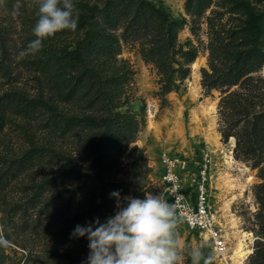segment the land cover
<instances>
[{
	"label": "trees",
	"instance_id": "trees-1",
	"mask_svg": "<svg viewBox=\"0 0 264 264\" xmlns=\"http://www.w3.org/2000/svg\"><path fill=\"white\" fill-rule=\"evenodd\" d=\"M74 3L77 29L44 39L42 48L69 34L77 36L72 46L24 58L36 80L32 87L17 83L20 73L8 57L5 38L9 22L20 21L17 44L25 49L35 39L37 7L34 0H5L0 6V132L16 122L28 140L27 145L0 148V241L21 243L19 236L30 225L49 218L65 232L77 224L95 227L94 221L103 223L117 211L110 196L116 190L121 197L143 199L151 168L143 148L134 143L141 127L129 105L134 70L119 54L125 45L137 47L159 74L162 98L182 87L197 55L195 47L184 48L178 41L180 21L162 3ZM258 27L254 23L248 29ZM242 32L213 29L200 82L207 91H220L216 107L222 140L234 137V156L257 169L254 222L260 238L250 259L264 264V74L258 72L264 48L256 35ZM77 242L75 255L50 249L48 264H82L88 240Z\"/></svg>",
	"mask_w": 264,
	"mask_h": 264
},
{
	"label": "rangeland",
	"instance_id": "rangeland-1",
	"mask_svg": "<svg viewBox=\"0 0 264 264\" xmlns=\"http://www.w3.org/2000/svg\"><path fill=\"white\" fill-rule=\"evenodd\" d=\"M153 1L162 3L170 16L180 21L177 39L184 48L195 47L197 55L189 63L190 72L182 87L177 91L166 92L162 98L158 93L159 74L151 62L142 59L137 47L125 45L119 54L128 60L134 70L131 86L128 88L131 95L129 105L141 119V127L134 143L143 148L151 168L147 192L154 196L161 194L160 157L163 153L186 161L180 174L183 187L190 194L195 192V186L201 179V169H206L208 197L225 232L228 248L222 255L215 253L205 233L190 230L175 218V239L182 264H192L191 253L196 248L202 253L200 264H205V261L208 264H236L231 257L240 233L246 235L247 245L251 249L242 264H252L250 258L256 240L260 238L254 222L258 208L254 194V184L259 181L257 169L251 167L250 161L234 156V137L222 140L216 107L220 91L216 88L207 91L201 85L200 69L207 66V43L213 37L212 31L216 27L243 29L242 34L256 35L261 41L260 46L264 48V0ZM19 22L16 19L9 22L10 28L5 38L8 45L6 51L8 57L16 62L15 70L20 73L17 83L32 87L36 85L33 70L24 65V59H18L21 51L17 44ZM254 23L259 29H248ZM76 37L69 34L62 42L53 41L42 48L38 55H51L65 46H72ZM1 52L0 47V55ZM194 64L197 65V74L193 69ZM258 72L264 74V64ZM27 143V138H24L16 122L9 123L0 132V148L18 147ZM167 197L166 195V200ZM72 231L73 228L63 231L59 222H54L51 218L36 226L30 225L19 236L21 243L25 245L7 240L0 243V264H48L52 260L49 251L56 248L69 256L75 255L78 242L77 238H69Z\"/></svg>",
	"mask_w": 264,
	"mask_h": 264
},
{
	"label": "clouds",
	"instance_id": "clouds-1",
	"mask_svg": "<svg viewBox=\"0 0 264 264\" xmlns=\"http://www.w3.org/2000/svg\"><path fill=\"white\" fill-rule=\"evenodd\" d=\"M4 2L0 0V6ZM34 4L38 17L32 28L35 39L19 52L18 59L37 54L44 39L64 30L75 31L78 26L74 0H34ZM110 196L115 198L114 215L103 223L97 219L95 227L77 224L70 233V239L86 237L88 240L89 252L82 264H182L174 232V207L163 194L154 196L145 192L140 199L121 197L116 190ZM191 259L192 264H200L199 248L192 251Z\"/></svg>",
	"mask_w": 264,
	"mask_h": 264
},
{
	"label": "built area",
	"instance_id": "built-area-1",
	"mask_svg": "<svg viewBox=\"0 0 264 264\" xmlns=\"http://www.w3.org/2000/svg\"><path fill=\"white\" fill-rule=\"evenodd\" d=\"M161 160V194L174 207L175 218H178L190 230L205 233L213 251L221 254L228 248V242L221 223L212 210V204L206 188V169L200 171L201 179L190 194L184 187L180 171L186 161L179 157L163 153ZM204 166H207L205 164Z\"/></svg>",
	"mask_w": 264,
	"mask_h": 264
},
{
	"label": "bare ground",
	"instance_id": "bare-ground-1",
	"mask_svg": "<svg viewBox=\"0 0 264 264\" xmlns=\"http://www.w3.org/2000/svg\"><path fill=\"white\" fill-rule=\"evenodd\" d=\"M193 69H194V72H196V74H197V65L194 64ZM211 108H213V106H211ZM246 240H247L246 235L244 233H240L239 241H238L236 249L233 252V255L231 257L233 260H235L236 264H242L247 253H249L251 250L250 247L247 245ZM251 241H252V239H251ZM224 252H222L221 255L224 254Z\"/></svg>",
	"mask_w": 264,
	"mask_h": 264
}]
</instances>
